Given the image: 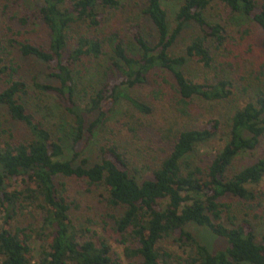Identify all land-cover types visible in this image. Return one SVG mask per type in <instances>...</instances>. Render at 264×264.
<instances>
[{
  "label": "trees",
  "instance_id": "obj_1",
  "mask_svg": "<svg viewBox=\"0 0 264 264\" xmlns=\"http://www.w3.org/2000/svg\"><path fill=\"white\" fill-rule=\"evenodd\" d=\"M127 1L37 0L28 8L0 0V111L7 118L0 122V264H121L122 257L127 264H264V60L242 74L224 61L237 58L250 35L228 25L254 24L264 36V0H179L171 22L167 0H134L137 17L119 22ZM34 25L45 30L41 44L23 38ZM26 60L44 67L45 81L21 75ZM103 66L105 79L94 85L91 69ZM192 66L198 71L188 74ZM227 71L247 98L221 118L213 109L237 101ZM146 85L144 99L136 97ZM32 90L58 98L52 126L29 109ZM151 100L166 103L172 116L156 122L161 152L148 177L132 173L113 139L99 148V161H77L85 134L96 137L121 103L145 117ZM133 115L125 112L119 123L135 135ZM216 136L225 140L221 150L192 159ZM66 181L97 191L121 258L74 218ZM190 225L208 229L224 248L199 243Z\"/></svg>",
  "mask_w": 264,
  "mask_h": 264
},
{
  "label": "rangeland",
  "instance_id": "obj_2",
  "mask_svg": "<svg viewBox=\"0 0 264 264\" xmlns=\"http://www.w3.org/2000/svg\"><path fill=\"white\" fill-rule=\"evenodd\" d=\"M134 0L127 1V9L123 11L122 18L120 14L117 16L118 21L123 22V20L129 18V22H132L135 17L139 14V9L134 7ZM24 4L28 6V8H32L36 5L37 0H21ZM125 3V2H124ZM179 0H167L164 3V7L168 11L170 22L173 20L174 12L178 6ZM27 8V7H26ZM25 12L22 10L21 14ZM212 13V14H211ZM211 13H207L211 20H218L217 15L214 14L213 11ZM215 15V16H214ZM226 15H223L225 20L224 26H226L227 22ZM221 20V21H224ZM126 23V24H127ZM144 24L146 26V32L148 33L150 24L144 20ZM245 27H240V25H236L232 23V25H228V31L240 32L244 28L249 29L250 35L249 38L243 40L239 47L235 49V56L237 58L230 56L224 61L227 63H231L234 67H239L240 70L238 73H244V70L247 71L248 64L255 65L264 60V36L261 30L255 26L254 24H246ZM249 27V28H248ZM24 39L28 38L29 41L37 44H41L44 40H46V33L42 26L34 25L30 26V31H28L27 35L23 36ZM248 47L251 50V53L248 52ZM250 61V63H248ZM22 64L21 75H25L27 79H30L31 75L38 76L41 81H45L44 76V67L34 63L31 60L20 61ZM91 73L89 75V80L95 85L99 81H103L105 79V75L103 71L105 70V66L96 69L92 68ZM188 74L197 72L196 66H192L186 70ZM236 73V74H238ZM224 76L231 78V76L235 79V93L237 101L236 103H223L222 106L217 109H213L211 115H216L217 117L225 118L227 115L231 113L233 108L239 107L243 101L246 100L247 96H243L242 87L244 84L240 83V80L235 76V74L227 71ZM146 91H149V86L139 87L134 90V95L140 99H144L142 96L145 95ZM41 94V93H39ZM38 91L32 90L28 97L29 103L28 107L32 112H34L37 116H45L47 118V123L51 126L55 124L57 116L60 114L61 105L59 100L54 95H39ZM248 97L253 94V91L248 93ZM84 99H81L79 103H83ZM155 108L150 116H141L137 114L132 109L129 110V106L126 103H121L119 107H117L112 114L110 115L109 122L102 127L97 133L96 137H92L89 134H85L84 139L80 142L75 151L78 152L79 157L77 161L81 159H87L89 163H94L99 161V148L106 144L109 139H113L116 141V144L122 149L130 164L132 173L136 174L138 177L146 178L150 173V169L152 166V159L159 156L160 150V140L158 139L157 134L155 133V129H157L156 122H161L166 117H171V112L169 110V106L166 103H158L153 100L150 101ZM204 111L211 110V107L208 105L203 106ZM125 112H131L134 114V121L137 124V132L135 135L128 133L120 126V121L125 119L123 118ZM203 113V112H202ZM202 116V115H201ZM207 116V115H205ZM203 117V116H202ZM95 118V114L92 113L87 118V124L89 125ZM123 118V119H122ZM7 118L5 114L0 111V122L6 121ZM9 125L10 123H6ZM18 126H15L17 129ZM224 139L220 136H216L214 139L198 145L195 148V151L192 155V159L201 160L208 158L215 154L216 151L222 149L224 145ZM66 147H71V144H67ZM249 158V156H248ZM247 159V157L245 158ZM248 160V159H247ZM245 160V161H247ZM68 195L71 196L73 200H75V206L73 207V216L78 220V223L84 225L91 231H96V233L103 238L111 248L118 254L121 258V247L107 234V231L104 229L102 217L103 214L106 213V210L103 208L102 204L99 201L97 191L85 192L83 185L80 183L66 181ZM264 189V185L261 187ZM236 214L240 217V209H234ZM261 226L257 228L259 231ZM188 230L194 235L196 240L202 245L206 246L211 251H215L221 248H224L225 242L212 235L208 229L190 225ZM38 242L34 241L33 243V254L34 256L37 253ZM170 249H175L171 247ZM121 264H127V262L121 258Z\"/></svg>",
  "mask_w": 264,
  "mask_h": 264
}]
</instances>
